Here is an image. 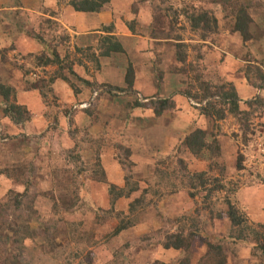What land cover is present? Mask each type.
<instances>
[{"label": "rangeland", "instance_id": "1", "mask_svg": "<svg viewBox=\"0 0 264 264\" xmlns=\"http://www.w3.org/2000/svg\"><path fill=\"white\" fill-rule=\"evenodd\" d=\"M70 2L71 0H0V4H2L0 9L12 10L15 8L16 9L25 8L29 10L26 13L22 11L24 13L23 16H20L19 13H17L19 12V10H15L16 11L14 15L16 16L15 21L21 22V24H23V22L25 23L28 22L26 29H24V33L29 34L32 31H34L36 34L40 33V35H42L44 39H46L48 43L51 45L55 43V41H53L54 40L53 38H60L61 36H63V33L61 29L57 30V33L45 29L42 30L41 24H43L44 20L51 19L54 21H58L61 25H63L62 15L64 12V8L66 7L72 8ZM115 2H118L117 9H115L114 7H106L103 12H109L110 14H112L114 13L115 10L117 11V13L116 12L114 13L115 16L116 14L117 16L120 15L122 16L123 20L126 19L125 21H131L134 24V21L140 19V17H143L141 16V12L143 11L144 19L148 18L150 21H154V24L152 26L155 25L157 26V22L158 19L160 18V15L154 11L155 9L152 1L116 0ZM196 2L197 4H199L198 6L200 8L203 7L205 10L208 11H210L209 9H212V11L217 8L218 10L222 9L224 11L223 14L224 13L226 14L227 19L230 18L229 16L231 15L229 13V8L236 9L237 7H239L238 4H245L248 6L254 5V7L260 8L259 10L264 9V0H203V1L196 0ZM169 3L170 4L174 3V0H168L167 5H169ZM180 4L181 6H183V3ZM24 15H26L27 17L30 16L29 21L25 19L26 16ZM117 16L116 19H119L120 16L119 17ZM150 16L152 17V20L150 19ZM164 17L165 16H163V19H165ZM231 17H233V15ZM1 21L5 22L3 20ZM166 21L170 22L171 18L169 19L166 18L164 23H166ZM29 22H31L30 25ZM129 24L130 23H125L123 25L125 26V28L129 27L130 29V26L131 27L133 26L132 24L130 25ZM123 25L121 30L124 31L125 28L123 27ZM11 26L12 24H9V27H7L5 24L2 25L3 30L7 34L11 30ZM106 26H109V24H107ZM103 28H102V32H103ZM15 29L19 30V27H15ZM187 29L188 30L184 31L179 26V27H175V29H173L170 33L171 36L176 37L178 35L179 37H182L184 40L189 42L185 44L186 45L185 51L187 53L188 60L185 64L183 63L181 64L186 69V74L188 73L190 74L189 77L190 79L189 81L187 80L185 83L186 88L184 87V89L179 93H177L178 90H174L170 93V88L173 85H175V83L177 82L175 75H173V77L167 78L164 81L166 82V88L164 92H168L169 94H171L172 97H170V99L175 104L174 109H170L168 111L177 110L176 109L177 94H178L177 97L179 96L177 99L183 98L189 100L188 104L190 100L193 99H189L188 97H186L185 95L186 92H190L193 96L202 95V93L200 92L199 85L193 81V77H195V72H192L190 66L191 64L197 65L199 62L197 57L198 52L194 50V47H196L197 45L201 46L203 44L197 42L200 40L195 33L191 32V30L189 31V26H187ZM153 30L156 33L157 37H161L163 31L166 33L165 30H161V29H156V30L153 29ZM67 31H68L67 32L68 35L71 37L70 42L65 43L57 48L61 58L65 61L63 65V70H61L62 68H59L57 66H49L46 68H42V67H38L37 65H33V61H27L25 59L18 60L16 58H20V55L22 54L19 53L13 54V50H9V48L2 50L0 52V56L2 57V59L4 56L5 59L9 61L11 64L18 61L23 66L32 67L30 73L31 79L35 78L36 80H45L47 82L54 80L55 82V79H62L60 78L62 73L63 74L64 72L70 73L69 66L72 67L75 73V75L71 73L70 75L74 77L76 81L79 80V82H81L83 78L92 79L93 78L92 73L95 75L98 72H100L102 68L101 62H100V67H98L94 62H92L89 56L90 54L89 52L86 51L87 50L86 48H81V50H83L84 52L83 51L79 52L78 48L74 47V44L71 43L72 39L74 40V38H72L71 36L72 34L74 35V31H72L71 29ZM116 32L117 31H115V34ZM146 35L147 36L150 35L151 38L155 37L154 36L155 34L153 33L150 34L147 33ZM32 40L39 43L42 46V48H44V51L38 52L37 54H29V55H41L45 51L46 52L49 51L48 48L49 45L47 46L41 41L35 39ZM190 40H192L191 43ZM117 41L122 45L124 51L122 53H116V52L112 53L111 56L116 54V56L119 57L121 63H124L125 60L127 59L129 60L126 52L127 47H125V44L120 39H117ZM100 46L101 44L98 47L93 48L92 51L98 57H100L99 55H101L102 53L101 51L102 49H100ZM10 49H12V46ZM203 50L204 48L200 51L201 54H204ZM22 56H26V55H22ZM189 56L191 58L190 63L188 62ZM248 57H249L248 65H246V70H245L247 74H249V77L247 76L248 81L250 82L251 85L252 83L259 85L260 81L258 80L259 77L258 74L262 71V74L264 75V63L259 62V60L257 61L256 58L252 56V54H250ZM121 63H120L121 65L120 68L118 67L114 71L113 81L116 84L120 82L122 66L125 65L127 62L124 63L123 65ZM48 68L55 69V72L52 73L53 70H48ZM200 70L202 71L204 77L207 79L209 76L208 73L205 71L204 67H202ZM156 71L158 74V79L156 77V81L158 82L154 81L152 83V85H154V87L156 88L154 94H157V92L160 89L165 87L164 83H162L163 82L162 75H164L165 73L158 70ZM174 72L175 71L172 70L171 73ZM205 74L207 76H205ZM209 74H211L209 79L210 83L216 86L228 85V83H225L224 80L222 79L219 78L214 79L212 77V74L214 73H209ZM212 79L216 83H213ZM63 80L64 82H66V84H68V86L71 85L65 79ZM86 85L88 88L89 87L92 88L91 97L87 101L89 102L92 99L93 92L98 89L89 86L87 83ZM229 86L230 85H228V87ZM105 93H106L105 91L101 93L99 97L96 99V101L92 103V107L87 111L95 109L97 107L98 101ZM116 94L119 97H123L124 94L127 93L116 92ZM257 97H260L262 100H264V89L258 91L252 99H248L245 102H242V99L239 96V98L241 99L240 109L242 111L252 112L251 110L252 108L248 109L249 107L248 102L255 100ZM43 99L44 101L49 103L51 107L57 104V100L56 98H54L53 93L49 94L46 99L45 98ZM159 99H164V98L155 97L154 99H150V100L141 99L142 101L141 102L138 100L137 97V101L146 105V107H144L145 110L146 109L150 110L152 113H155V111L151 103L153 101H158ZM151 100L153 101L151 102ZM136 102H134L133 105ZM190 107L192 108L191 118L195 120L196 127H198V116L201 115V111H200L201 109L199 107L189 106L188 108H184V113H186L190 109ZM87 111L78 110L77 112H87ZM168 111H166V113ZM253 111L254 112L253 114L250 115V121H249L251 130L248 132V137L250 139V142L248 144L244 143V140L242 138L243 131L240 130V124L238 119L235 118L234 115L230 113L227 114V118L230 117L229 119L230 120L233 119L234 121L233 122L231 121L228 124L227 128H223L225 129V131H227V133L225 132L224 134L221 135L222 137L225 134L228 135V137H230V139H232V141L238 145L239 152H242L243 155L248 158L247 160L248 163H244V170H238L236 163L237 161L231 162L229 161L230 160L229 158L226 159L224 158L225 160H223L222 163L221 154L219 152L217 153V151L209 154L206 158L198 159L187 147L185 141L184 143L178 144L177 139L173 141V145L176 143L178 144V145L176 144V148L173 150L174 152L172 154H169L168 156L160 155V157L157 158L156 161L152 162L151 166L148 165L151 167L148 172L142 171L144 165L141 164L142 162L140 160L139 162L137 160H134L137 163V166L134 164V168H133V173L135 176L134 178L136 179V181L140 183V188L142 190H145L149 187L153 190L155 189L157 190L156 185L161 181V176H162L157 172L159 171L165 172L168 174V177L166 178L165 181L163 180L165 187H163L162 190L160 189V193L158 197L155 196L154 192H151L150 195L151 197L149 199H152L154 195L153 199L156 201V205H153L151 208L147 209L146 211L141 212V214L138 217V222L135 223L134 228L123 232L114 239H112L108 234H110V231L113 230V224L116 223L115 218L113 219V217L111 216L109 217L106 216L105 218L103 217L104 218L103 222H100V220L98 219L99 212L101 210H104V208L109 209L111 207V204H109L108 201L105 200L106 198L104 197V194L102 195L101 192L93 196L95 200L91 197L90 190L88 188L89 187L88 182L94 179L90 176V172L84 173L80 176L81 182H83L82 190L80 192L81 200L76 205L74 203L75 201L73 194L70 197L64 195L62 193L63 190L61 189V187L53 183V178L55 177L53 176L51 177L52 168L54 166L52 161H49L44 166H42L39 172L37 169L38 166L37 167L33 166V163H30L27 168L28 171L26 170L27 173L25 175V179H22L20 177L15 178L14 175H11L13 176V178H11L6 176V174L4 173L2 174L3 171L7 170V168H5L7 164L1 163V159H3L1 155L0 156V200L5 201V199L7 200L8 198L10 199L13 198L14 194L16 193L24 194L25 191L26 193L28 192L27 197L22 198L23 207L21 211L18 212V215L20 217L16 220L19 222L20 227H22L23 225L21 224L23 218L24 220L28 221L27 227H30L28 233L32 234V239L30 237L25 241L26 248L24 251L20 250V248L18 249V246L15 245L16 236L14 235V232H11L10 230H8L7 227L3 226V223H5V221L6 222L9 221V219L6 220L4 219L5 217L8 216L6 214L8 211L7 207H5L3 204L0 205V214L5 213V215L3 216L4 218L0 219V264H14V263H24V264L102 263L104 264L110 260L111 254L117 252H122L126 257L127 263H131V264H154L155 262H160L163 264L164 263L179 264L180 257L189 259L191 264H217L219 260V258L216 255L217 251L211 250V248L208 246V243L215 247L221 246L225 255L229 259L231 258L233 260V263L235 262L234 260L237 257V252H239L240 249L243 248L246 249V254H244V258H243L245 260L244 261L245 264L254 263V262L264 263V261L262 260L264 258L262 257L260 250H257L254 246L247 245L246 247L243 248L241 247L237 248L234 243H230L231 239L229 240L228 236L234 230L232 227V223L228 219L226 213L227 205L225 202V198H226L225 192L222 191L220 193H216L212 198L214 213L211 214L210 210L205 209L207 205L204 204L206 193L203 192L202 188L193 191L198 194V197L192 198L189 194V192H191L192 190H189L188 188L184 189L181 185L180 180L177 178L178 176H180L179 160H183L188 165V172L190 173L206 172L208 173V177L210 179L218 178L223 180V184L226 185L229 189H235L234 187L237 186V190H236L237 192H235V194L232 196L231 201L235 203L242 212V214L245 215L247 221L244 225L246 226V228L248 227L249 229L255 228L257 231H259V233L262 234L263 230L258 226L264 225V193H261L262 189L261 188L258 189L257 186L264 184L262 183L264 179V132H262V123L260 122L264 115V110L263 107H259L257 111H255V109ZM195 115H197L196 119H195ZM173 119L174 118L171 117L169 118V121ZM235 123L238 128L237 127L235 128L232 125ZM232 126L235 129H232ZM161 132L162 130H160V128L158 129L151 128L149 131H146L145 134L148 137V140L149 139L150 141L152 140V144L154 145L156 144L157 140L160 138ZM253 132L256 133L254 134L255 136L252 135ZM3 133L5 132L3 131ZM222 137H220L219 139L221 140ZM85 138H87V140L91 142V145H88L90 143L88 144L84 143L85 145L84 149L86 148L93 149L95 145L92 142V140L94 139L93 137L90 136L89 133H86L85 135L81 134L77 137L78 142L84 140ZM3 139L0 138L1 153L4 152L3 150L8 151L12 147V146L10 147L9 145H14L12 143L13 141L10 143V141L5 140V138ZM259 140H261V143L263 144L261 148L259 147ZM218 144L221 149L220 142H218ZM80 146H81V149L79 150V155L81 157V161L79 162L80 167H82L81 166L82 163L86 165L94 164L101 155V154H96L95 157L94 155L95 153L93 154L88 153L85 156L82 153L83 144H81ZM115 147L114 149H116ZM74 168H75L74 164H70L66 162L65 169L67 171H72L74 170ZM8 169L14 170L16 168H8ZM118 170L122 171L120 166ZM12 173L15 174L14 172ZM112 173L115 174V171H112ZM161 183L163 184V182ZM174 183L178 184L177 187L171 186V184L173 185ZM117 187L122 188V186H119V184ZM208 187L211 188L210 186ZM231 191H235V190H231ZM96 192L98 191L95 188L93 193L96 194ZM56 206H58V208ZM28 207H30V209H28ZM128 208H129V204L126 200H122L117 204L118 211L127 212ZM220 213L222 214V218H220L219 216ZM10 215H14V213ZM194 222H196L198 226V229L200 231V237L195 241L193 248L189 251L188 254L185 255V253L179 251H167L158 246L151 247L147 250L144 249L145 243L141 240V237H143L144 235L146 234L158 235L159 232H165L167 230L174 232L177 229L183 227L187 229H191L195 225ZM70 223L82 224V231L79 234L76 241H72L68 235V225H71ZM249 229H247L248 231H244V232L246 234H250L251 230ZM23 232L25 234L27 232V229L25 228ZM4 238H8V242L6 245H4L1 241ZM155 239L157 241V238ZM19 255H21V257ZM250 255L254 261H250L248 259Z\"/></svg>", "mask_w": 264, "mask_h": 264}, {"label": "crops", "instance_id": "2", "mask_svg": "<svg viewBox=\"0 0 264 264\" xmlns=\"http://www.w3.org/2000/svg\"><path fill=\"white\" fill-rule=\"evenodd\" d=\"M115 1H111V7L117 9L118 2ZM72 8H64L62 24L67 30L71 29L74 31V35H71L74 38L71 42L74 44V47L78 49L98 47L101 44V39L107 35L102 32V28L107 24L110 25L113 23L116 27L117 38L127 47L126 52L129 60H125L124 63H127L123 65L124 63H121L116 54L110 57L100 56L99 59L102 64L100 72L95 75L92 73V79L83 78L81 82L79 80L76 81L69 72L62 73L60 76L62 79H55L52 86L53 96L56 98L57 104L51 107L49 103L44 101L38 91L30 89L22 72L12 66L9 61H4L0 56V84L10 87L15 92V99L13 100L18 106L26 110L30 116L29 121L25 125L14 123L5 115L4 108L6 103L0 97V138H5L10 143L13 141L12 143L14 144L9 145L12 147L8 151L3 150V153L0 152V156L2 155L3 157L1 163L7 164L5 168L24 169L28 171L29 164L33 163V166H38L37 169L39 172L42 166L52 161L54 166L51 177H55L53 178V183L59 185L63 190L62 193L70 197L73 194L71 175L70 171L65 169L66 160L62 158L61 153L75 148L76 143L72 140L69 133L71 129L79 131V135L89 133L93 137L94 140L92 142L95 145L93 149H84L85 142H80L83 144L82 153L85 156L88 153H95V157L96 154H101L102 168L106 174L108 183L115 186L119 184L122 188L125 185L124 177L122 171L118 170L119 164L116 161V151L114 149L117 144L130 148L133 152L132 161L134 164L137 166L134 160L138 162L140 160L142 162L141 164L144 165L142 171L148 172L152 162L156 161L160 155L168 156L172 154L177 143H184L192 132L199 129L207 133V141L210 144L215 139L219 140L218 142L221 144L220 154L222 163L226 158H229L231 162L237 161L239 152L238 145L228 135L221 136L225 132L227 133L223 128H227L228 124L234 121L233 119L230 120V117L216 122L214 118L208 117L201 112V115L198 116V127H196L195 120L191 118L192 108L190 107L184 113V108L192 105L190 102L188 104L189 100L183 98L177 99L179 97H177L178 94L176 95L177 110L168 111L167 113L165 111L159 117L150 110H145L144 107L136 106V103L141 101V99L150 100L155 97L170 99L172 97L171 94L164 92L166 88V82L164 81L167 78L175 75L177 81L170 88V93L174 90H178L177 93L181 92L185 87L186 81L190 79V74H186V69L177 60L178 49L176 47L179 43L186 44L189 42L183 38L179 42L174 36L157 37L153 30H165V34L169 35L171 33L169 22L166 21L164 25V22L161 23L160 21L157 22V26H152L154 21H150L148 18L144 19L143 11L141 12V16L143 17H140V19H137V17V20L133 24L131 21L123 20L122 16H117V14L116 16H120V18L116 19L114 13H117V11L114 9V13L111 12L112 14L103 11L99 14H86L76 12ZM259 9L258 7H254V5L250 6L249 9V14L253 20L250 30L253 35L251 41L244 42L242 36L235 31V17H231L230 15V18L227 19L226 14H223L224 11L222 9L218 10V8L213 10L218 20L217 34L207 42L197 41L205 45L201 68L204 67L208 73V79L211 76L209 73H214L212 74L214 79H222L228 85L236 88L242 102L252 99L258 91H261L250 84L247 78L248 74L245 71L250 54L257 61L259 60V62L264 63V9ZM15 10H19L17 13L20 16H23L24 13L29 11L25 8H15L12 10L0 9V19L5 21L2 22L0 20V52L9 48V50H13V54L19 53L27 56L44 51V48L39 43L33 41L24 33L28 22L21 24V22L15 21ZM25 19L29 21L30 16H26ZM150 19L152 20L151 16ZM125 23H130L133 27L130 26V29L129 27L125 28L123 25ZM4 24L7 27H9V24H12L11 30H7L9 31L8 34L3 30L2 25ZM122 25L125 28L124 31L121 30ZM15 27H19V30H16ZM147 33H153L155 37L152 36L153 38H151L150 35H146ZM191 42L192 40H190ZM11 46L12 49H10ZM190 59L189 56V63ZM120 63L123 65L120 82L116 84L113 81V76L114 71L118 67L120 68ZM130 66L133 67L135 76L132 89L128 91L127 74ZM48 70H53L52 73L55 72L53 68H48ZM156 70L165 73L162 75V83H164L165 87L160 89L157 94H154L156 88L152 83L156 81V77L158 79ZM172 70L175 72L171 73ZM205 76L207 75L205 74ZM63 79L71 84V87ZM85 80L123 89L127 91V94L119 97L116 92H106L98 101L95 109L87 112H73V106L79 103H85L91 97L92 88L87 87ZM212 82L216 83L213 79ZM137 97L139 101H137ZM134 102L136 103L133 105ZM171 117L174 119L169 121ZM260 122L262 123V132H264V115ZM232 125L235 128L237 127L236 123ZM233 126L232 129H235ZM151 128H160L162 130L160 138L156 142L157 145H153L152 140H148L145 134ZM220 137H222L221 140L219 139ZM176 139L177 143L173 145V141ZM85 144L91 145V142L88 141ZM112 171H115V174ZM88 186L92 198L101 192L102 195L104 194L105 200L110 204V195L105 183L90 180ZM95 188L98 191L96 194L93 193ZM257 188H261V193H264V184L257 186ZM122 200L124 199L119 200L118 203ZM104 209L107 210L108 208ZM230 243H234L237 248H243L247 245L255 247V243L251 241L244 243L231 240ZM244 254H246V249H240L237 252L235 262L233 263V260L228 258L229 261H227L229 263L227 264H245V260L243 259ZM248 259L254 261L251 255ZM262 260L264 261V259ZM247 264L264 263L254 262Z\"/></svg>", "mask_w": 264, "mask_h": 264}, {"label": "trees", "instance_id": "3", "mask_svg": "<svg viewBox=\"0 0 264 264\" xmlns=\"http://www.w3.org/2000/svg\"><path fill=\"white\" fill-rule=\"evenodd\" d=\"M153 3L154 11L160 15V18L158 19V22L161 21V23L165 22V19L171 18V21L169 22V26L171 31L175 29V27H181L182 30H188L187 26H189V31L195 33L196 36L199 38V40L202 42L209 41L212 36L217 34L218 30V20L215 17V12L210 10H205L203 7L200 8L196 2V0H174V3H169L167 5L168 0H150ZM203 1V0H202ZM180 3H183V6H181ZM71 6L76 12L79 13H92V14H99L102 11L105 10L106 7H111V0H71L70 2ZM239 7L236 9H229V13L231 16L235 17L236 25H235V31L241 34L244 42H249L253 39V35L251 34V25L253 24L252 17L249 14L250 6L245 4H238ZM1 6V5H0ZM163 16H165L163 19ZM185 20V21H183ZM165 25V23H163ZM42 30H49L53 31L54 33H57V30L62 31L63 36L60 38H53L55 43L49 44L46 39L40 33H35L32 31L31 33L27 34L31 39H35L38 41H41L45 45H49V51L44 52L41 55H29V56H22L20 55V58H16L18 60L25 59L27 61H33V65H37L38 67L46 68L49 66H57L59 68H62L65 61L61 58L57 48L62 46L65 43L70 42V36L68 35V31L65 29L63 25H61L58 21H54L51 19H46L43 21V24H41ZM116 28L115 25L112 23L109 26H105L103 28V33L107 34L105 37L101 39V46L100 49H102L101 57H110L112 53H122L123 47L122 45L117 41V36L115 34ZM161 37H171V35H166L165 32H162ZM177 41L181 42L182 37H179L178 35L175 37ZM48 43V44H47ZM205 45L196 46L194 47V50L198 52V64H191V70L192 72H195V77H193V81L199 85L200 92L202 95L193 96L190 92H186L185 95L189 99H193L197 101L200 104H203L206 102L205 105H203L200 109L201 112L211 118H214L216 122L223 121L227 118V114L230 113L234 115L235 118L238 119L240 124V130L243 131L242 138L244 140L245 144H248L250 142V139L248 137V132L251 130L250 126V115L253 114V110H258L259 107H263L264 110V100H262L260 97H257L253 101H249V108L252 110V112H246L242 111L240 109V103L241 99L238 96V93L236 89L233 86L228 85H221L216 86L210 83V80L204 77L201 69V62L204 59V54H201V50L204 48ZM178 53L177 58L180 63L185 64L188 60L187 53L185 51L186 45L184 43H179L177 45ZM210 48V47H209ZM14 49V48H13ZM79 52H82L83 50L78 49ZM89 52V56L92 62H94L98 67H100V61L99 57L92 52L93 48H88L86 50ZM84 52V51H83ZM3 59L5 57L3 56ZM12 65L16 68L22 71L24 75V79L26 80L27 84L29 85L30 89L38 91L40 95L43 98H47L49 94L53 93V83L54 80H51L50 82H47L45 80H36L30 78L31 68L29 66H23L18 61L12 63ZM69 71L71 74H74V71L72 67L69 66ZM260 72V71H259ZM134 70L133 67L130 66L128 69L127 74V83L129 86V90L131 91L133 82H134ZM258 80L260 81L259 85H256L255 83H252V85L257 88L258 90L264 89V75L262 74V71L258 74ZM249 77V74H248ZM89 86L94 87L99 90H104L105 92H127L123 89L114 88L110 85L105 84H99V83H90L88 81H85ZM14 91L5 85L0 84V96L5 101L6 105L4 108L5 115L10 118L14 123L18 125H25L27 121H29V115L26 110H24L22 107L18 106L16 102L13 100L14 98ZM153 100H151L152 102ZM152 107L154 108L155 114L159 117L162 116L165 111H168L170 109H174L175 104L171 99H159L158 101H153L151 103ZM137 107H146V105L137 102ZM70 137L74 140L76 143L75 148L70 151H63L62 158L66 160V162L70 164H74L75 168L74 170L70 171L71 175V181H72V190H73V196H74V203L77 205L80 202V192L82 190L83 182H81L80 176L84 173L90 172V176L100 183H105L108 188V193L110 195V201H111V207L107 210H101L99 212L98 219L100 222H103L104 218L106 216H111L113 219L115 218L116 223L113 224V230L110 231V234H108L112 239L115 237H118L123 232L130 230L134 228L135 223L138 222V217L141 214V212L146 211L147 209L151 208L153 205H156V201L153 199H149L151 196V192H154L155 196L158 197L160 193V189L162 190L163 187H165L164 181L168 177V174L165 172H157L161 176V181L156 185L157 190H153L150 187L142 190L140 188V183L136 181L134 178L133 168H134V162L132 161L133 152L130 148H127L123 145L117 144L116 145V161L118 162L123 174H124V181L125 185L123 188H118L115 185L109 184L106 179V174L102 168V162L101 158L99 156L98 160L91 165H86L84 163L81 164L82 167L79 166V162L81 161V157L79 155V150L81 148V141L83 143L88 142L87 139L81 140L78 142L77 137L79 136V131L71 129L70 130ZM253 132V136H255ZM185 144L187 147L191 150V152L198 158L203 159L206 158L209 154L214 153L217 151V153H220V147L218 144V141L215 139L212 144H210L207 141V133L202 130H195L191 135H189L185 141ZM258 144V143H257ZM263 146V144H262ZM248 158L243 155L242 152H239L237 157V168L238 170H244V163ZM84 164V165H83ZM179 169H180V176H176L184 189L192 190L189 192L190 196L192 198L198 197V194L196 191L199 188H202L203 192L206 193V197L204 200V204L206 205L205 209L210 210L211 214L214 213L213 205H212V198L216 193L225 192L226 198L225 202L227 205V217L232 223L233 232L229 235V238L232 241L235 242H251L255 243V248L257 250H260L262 257L264 258V225L258 226L263 230L262 234L259 233L255 228L249 229L246 228L244 225L247 221L245 218V215L242 214L240 209L237 207L235 203H233L231 200L232 196L237 192V186H235V189H229L226 185L223 184V180L218 178H209L208 173L202 172V173H190L188 172V165L183 161L179 160ZM79 166V167H78ZM14 172L15 174H13ZM27 171L24 169H14V170H5L2 172V174H6V176L13 178L14 175L15 178L20 177L22 179H25V173ZM175 174V173H174ZM175 176V175H174ZM164 180V181H163ZM163 182V184L161 183ZM172 183V182H171ZM264 183V179L263 182ZM177 183H174L171 186L177 187ZM210 186L211 188H209ZM235 190V191H231ZM28 193V192H27ZM26 191L24 194H14L13 198H8L5 201L0 200V205H4L7 207V217H3L4 214H0V219L4 218L9 219V221H5L3 223L4 227H7L8 230L11 232H14V235L16 236L15 245L18 246V249L24 251L25 250V241L31 237L32 234L28 233L29 228L27 227V220H24L21 224L22 227H20L19 222L16 220L20 216L18 215V212L21 211L23 207V197H27ZM124 199L128 202L129 208L128 211H118L116 208V204L119 200ZM5 202V204H4ZM58 208V206H56ZM30 209V207H28ZM15 210V211H14ZM61 210V209H59ZM3 211V209H2ZM14 215H10L13 214ZM56 214V213H55ZM58 214V212H57ZM104 214V215H103ZM220 218H222V214L220 213ZM22 217V216H21ZM104 217V218H103ZM195 225L191 229H187L185 227L179 228L176 231H165V232H159V238L158 235L155 234H146L143 237H141V240L145 243V250L151 248V247H161L164 250L167 251H179L182 253L188 254L189 251L193 248L195 241L200 237V231L198 229V226L196 222H194ZM71 225H68V235L71 238L72 241H76L79 234L82 231V224L81 223H70ZM77 224V225H76ZM103 224V223H102ZM246 229H245V228ZM25 228L27 229V232L24 234ZM247 229L251 230L250 234H246L244 231H248ZM236 230V231H235ZM24 234V235H23ZM157 238V241L156 239ZM2 239V238H1ZM109 240V238H108ZM4 245L7 244L8 238H4L1 240ZM208 243V242H207ZM208 246L211 248V250H216L217 257L219 258L217 264H227L228 263V257L225 255L223 249L221 246H213L208 243ZM4 247V246H2ZM21 257V255H19ZM183 258V257H182ZM180 257L179 264H191L189 259ZM14 264H24V263H14ZM96 264H102V263H96ZM104 264H131L127 263L126 257L122 252H117L111 254L110 260ZM154 264H163L160 262H155ZM166 264V263H164Z\"/></svg>", "mask_w": 264, "mask_h": 264}, {"label": "built area", "instance_id": "4", "mask_svg": "<svg viewBox=\"0 0 264 264\" xmlns=\"http://www.w3.org/2000/svg\"><path fill=\"white\" fill-rule=\"evenodd\" d=\"M103 92H104V90H99V89L98 90H95L93 92L92 99L89 102H85V103H81L79 105H75L73 107V112L74 111H78V110H80V111H87V110H89L92 107V103H94L96 101V99L99 97V95L101 93H103ZM190 103H191L192 106L199 107V108H201L203 105L206 104V102H204L203 104H200V103L195 102L194 100H190ZM259 147L260 148L262 147L261 140H259Z\"/></svg>", "mask_w": 264, "mask_h": 264}, {"label": "clouds", "instance_id": "5", "mask_svg": "<svg viewBox=\"0 0 264 264\" xmlns=\"http://www.w3.org/2000/svg\"><path fill=\"white\" fill-rule=\"evenodd\" d=\"M72 111H73V109H72ZM74 112H77V111H74ZM246 163H248V161Z\"/></svg>", "mask_w": 264, "mask_h": 264}]
</instances>
